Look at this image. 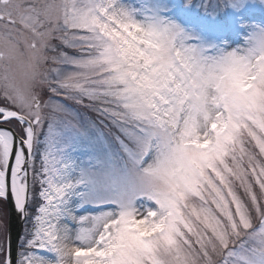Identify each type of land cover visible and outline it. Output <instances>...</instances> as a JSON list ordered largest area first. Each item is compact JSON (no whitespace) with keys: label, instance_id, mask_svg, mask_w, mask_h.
Masks as SVG:
<instances>
[{"label":"snow or ice","instance_id":"obj_1","mask_svg":"<svg viewBox=\"0 0 264 264\" xmlns=\"http://www.w3.org/2000/svg\"><path fill=\"white\" fill-rule=\"evenodd\" d=\"M0 264H264V0H0Z\"/></svg>","mask_w":264,"mask_h":264},{"label":"water","instance_id":"obj_2","mask_svg":"<svg viewBox=\"0 0 264 264\" xmlns=\"http://www.w3.org/2000/svg\"><path fill=\"white\" fill-rule=\"evenodd\" d=\"M8 206V223L10 224L13 240L15 241L17 235H20L23 228V222L16 213L14 207L10 204Z\"/></svg>","mask_w":264,"mask_h":264},{"label":"flooded vegetation","instance_id":"obj_3","mask_svg":"<svg viewBox=\"0 0 264 264\" xmlns=\"http://www.w3.org/2000/svg\"><path fill=\"white\" fill-rule=\"evenodd\" d=\"M1 207L3 206V205H0Z\"/></svg>","mask_w":264,"mask_h":264}]
</instances>
